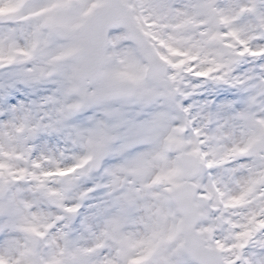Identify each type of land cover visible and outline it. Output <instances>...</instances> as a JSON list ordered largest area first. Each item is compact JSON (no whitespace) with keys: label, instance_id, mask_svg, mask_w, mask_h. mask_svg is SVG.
<instances>
[{"label":"snow or ice","instance_id":"obj_1","mask_svg":"<svg viewBox=\"0 0 264 264\" xmlns=\"http://www.w3.org/2000/svg\"><path fill=\"white\" fill-rule=\"evenodd\" d=\"M0 264H264V0H0Z\"/></svg>","mask_w":264,"mask_h":264}]
</instances>
